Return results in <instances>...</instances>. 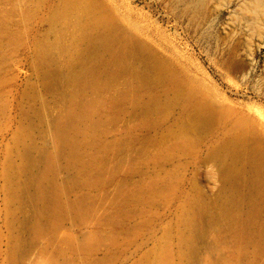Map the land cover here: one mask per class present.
Returning <instances> with one entry per match:
<instances>
[{"label":"rangeland","instance_id":"1","mask_svg":"<svg viewBox=\"0 0 264 264\" xmlns=\"http://www.w3.org/2000/svg\"><path fill=\"white\" fill-rule=\"evenodd\" d=\"M59 1L42 0L25 13L29 0H0V264H46L48 252L65 264H147L159 253L169 255L171 264H264L263 219L246 229L220 225L217 217L215 225H201L193 240V257H182L181 237L190 232L182 220L184 211L202 199L217 213L223 198L219 191L226 193L206 158L216 135L199 138L188 154L174 153L162 168L152 160H139L140 168H116L103 189L124 182L121 197L100 198L102 188L75 186L68 199L88 192L99 197L93 212L84 219L67 215L57 224L48 223L45 237L31 235L38 194L68 182L74 174L72 168L61 166L45 176L44 157L52 141L35 111L42 88L32 71L36 45L51 37L49 16ZM99 1L122 28L141 38L175 71L233 109L230 122L253 120L262 135L264 7L255 13L245 8L250 0H203L202 9L193 14L186 3L195 0ZM125 122L120 133L140 134L132 143L134 151L157 133L153 127L147 132L149 126L139 121ZM24 124L31 134L28 157L14 140ZM113 135L114 129L105 132L106 138ZM153 183L160 189L146 194ZM263 205L260 194L249 207ZM88 236L97 241L87 247L83 243Z\"/></svg>","mask_w":264,"mask_h":264},{"label":"bare ground","instance_id":"2","mask_svg":"<svg viewBox=\"0 0 264 264\" xmlns=\"http://www.w3.org/2000/svg\"><path fill=\"white\" fill-rule=\"evenodd\" d=\"M29 1L23 5L25 13L42 0ZM202 3L195 0L186 3V8L194 14L202 9ZM249 7L257 13L263 9L264 0H250L245 8ZM49 21L52 35L39 40L32 64L42 84L37 92L41 101L36 115L45 123L44 132L52 141L44 157V174L61 166L72 168L74 174L68 182L38 194L36 203L30 201H34L31 235L45 237L50 232L47 224H57L67 215L88 217L100 196L121 197L124 182L103 189L113 180L116 168H140L139 160H152L162 168L174 153L188 154L199 138L211 135H216V140L206 158L213 163L226 193L219 191L223 198L217 213L211 209L213 204L202 199L184 211L182 220L190 232L181 237L183 259L193 257V240L203 229L201 225H215L217 217L220 225L246 229L264 220V205L249 207L255 196L264 195V126L261 135L253 120L230 122L233 109L215 102L141 38L122 28L99 0H60ZM125 119L149 126L144 129L147 132L150 127L156 128L157 133L134 151L132 143L140 134L120 133ZM111 129L114 135L106 138L105 132ZM14 140L28 157L31 134L26 124L18 128ZM78 185L102 190L99 197L88 192L68 199L67 193ZM160 187L153 183L146 194H154ZM85 241L88 247L97 237L88 236ZM261 256L264 258V251ZM170 261L169 255L159 253L147 264ZM44 262L65 264L51 252L46 253Z\"/></svg>","mask_w":264,"mask_h":264}]
</instances>
